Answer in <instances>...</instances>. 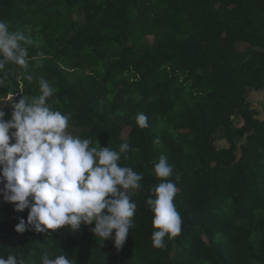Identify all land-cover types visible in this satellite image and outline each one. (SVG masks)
Listing matches in <instances>:
<instances>
[{"label":"trees","instance_id":"trees-1","mask_svg":"<svg viewBox=\"0 0 264 264\" xmlns=\"http://www.w3.org/2000/svg\"><path fill=\"white\" fill-rule=\"evenodd\" d=\"M0 20L30 41L21 42L27 69H0L4 119L19 99L40 95L43 77L56 90L47 103L70 117L68 133L90 147L129 144L119 165L142 175L141 187L128 190L136 211L120 249L94 235L95 222L18 233L28 209L16 211L0 194V256L264 264V118L250 100L264 89V0H0ZM161 155L168 178L154 172ZM165 179L177 188L182 225L158 248L147 200Z\"/></svg>","mask_w":264,"mask_h":264},{"label":"clouds","instance_id":"clouds-1","mask_svg":"<svg viewBox=\"0 0 264 264\" xmlns=\"http://www.w3.org/2000/svg\"><path fill=\"white\" fill-rule=\"evenodd\" d=\"M30 43L19 32H12L9 25L0 20V69L7 62L25 69L28 67ZM25 73V79L33 80ZM40 95L30 101L25 98L15 102L11 118L5 120L0 111V194L6 202L13 203L15 210L28 209L27 221L19 219L15 231L32 230L45 233L65 226L72 231L81 224L95 226L90 230L104 242L113 239L120 249L133 227L132 217L136 204L131 200L129 189H139L142 175L130 167L119 165L120 154L129 149V144L120 146V151L109 147H90L89 139H81L68 133L70 117L52 110L47 103L55 89L39 78ZM3 84V80H0ZM139 126L147 127V116L137 117ZM14 130V131H10ZM14 141L13 143H10ZM158 178H168L172 168L161 155L154 166ZM147 205L153 212L152 232L154 247H164L163 238L177 236L182 219L173 202L177 188L170 180H164L154 189ZM114 232V236H113ZM0 264H25L24 260L9 254L0 256ZM42 264H72L65 255L54 259L42 257Z\"/></svg>","mask_w":264,"mask_h":264},{"label":"rangeland","instance_id":"rangeland-1","mask_svg":"<svg viewBox=\"0 0 264 264\" xmlns=\"http://www.w3.org/2000/svg\"><path fill=\"white\" fill-rule=\"evenodd\" d=\"M250 100L251 106L256 108L264 118V91L252 92Z\"/></svg>","mask_w":264,"mask_h":264},{"label":"crops","instance_id":"crops-1","mask_svg":"<svg viewBox=\"0 0 264 264\" xmlns=\"http://www.w3.org/2000/svg\"><path fill=\"white\" fill-rule=\"evenodd\" d=\"M262 91H264V89Z\"/></svg>","mask_w":264,"mask_h":264},{"label":"water","instance_id":"water-1","mask_svg":"<svg viewBox=\"0 0 264 264\" xmlns=\"http://www.w3.org/2000/svg\"><path fill=\"white\" fill-rule=\"evenodd\" d=\"M254 108V107H253Z\"/></svg>","mask_w":264,"mask_h":264}]
</instances>
